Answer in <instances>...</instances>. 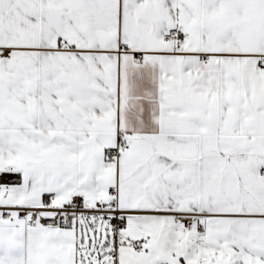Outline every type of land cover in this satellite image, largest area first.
Wrapping results in <instances>:
<instances>
[{"label":"snow or ice","instance_id":"obj_1","mask_svg":"<svg viewBox=\"0 0 264 264\" xmlns=\"http://www.w3.org/2000/svg\"><path fill=\"white\" fill-rule=\"evenodd\" d=\"M0 264H264V0H0Z\"/></svg>","mask_w":264,"mask_h":264}]
</instances>
